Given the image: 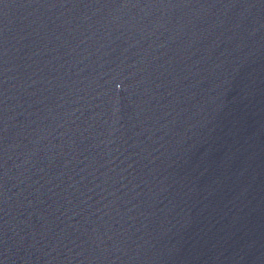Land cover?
Here are the masks:
<instances>
[{
    "label": "water",
    "instance_id": "obj_1",
    "mask_svg": "<svg viewBox=\"0 0 264 264\" xmlns=\"http://www.w3.org/2000/svg\"><path fill=\"white\" fill-rule=\"evenodd\" d=\"M0 264H264V0H0Z\"/></svg>",
    "mask_w": 264,
    "mask_h": 264
}]
</instances>
